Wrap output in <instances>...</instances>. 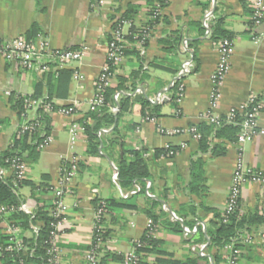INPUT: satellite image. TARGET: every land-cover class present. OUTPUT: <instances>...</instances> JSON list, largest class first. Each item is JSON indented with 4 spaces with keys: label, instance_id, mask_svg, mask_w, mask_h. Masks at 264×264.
Returning <instances> with one entry per match:
<instances>
[{
    "label": "crops",
    "instance_id": "obj_1",
    "mask_svg": "<svg viewBox=\"0 0 264 264\" xmlns=\"http://www.w3.org/2000/svg\"><path fill=\"white\" fill-rule=\"evenodd\" d=\"M253 1L167 0L162 10L163 19L152 30L145 56L140 60L129 55L117 69L113 87L118 85L119 77L129 78L142 64L147 74V79L135 81L134 91L122 90L123 94L138 99L140 96L134 93L140 89L142 97L151 103L159 94L163 97V102L157 104L161 107L156 121L146 120L139 105L121 120L120 130L125 136L126 147L146 151L144 157L150 172L148 180L135 184L140 191L125 198L124 194L135 185L122 188L114 179L118 169L108 152L89 155L84 132L78 131L73 143L71 130L74 125L83 128L79 121L90 111L89 101L96 95V83L107 62L114 21L128 17L125 32L130 33L132 27L139 30L150 21V13L158 0H105L100 7L93 6L92 0H41L39 3L37 0H0V41L27 38L32 26L37 24L40 32L33 40L38 37L47 40L51 51L77 50L83 54L81 61L64 69L52 59H43L44 65H48L47 71L41 69L43 65L36 64L28 70L17 59L8 61L0 57V155L10 150L16 132L23 125L37 120L42 107L27 106V112L21 115L16 103L19 97L33 100L40 83H43L42 97L37 100L48 96L50 85L56 104L74 108L72 115L45 110L51 119L52 141L43 150L23 154L29 173L27 183L18 188L23 203L33 213L42 208L50 213L53 202L50 188L59 184L64 162L71 156L79 158V170L65 200L69 210L59 243L60 264H90L87 255L94 241L96 213L98 204L104 201L110 208L101 223L106 237L97 264H125L123 257L147 233L149 198L160 203L154 210L159 217L154 240L160 245L156 249L171 254L178 261L193 259L197 264H214L216 250H207L205 258H200L193 248L202 244L192 242L198 235L186 236L183 224V232H174L169 224L184 223L181 215L188 213L185 207L193 202L198 209L193 228L200 226L206 236L207 227L215 219L212 212L200 205L203 203L221 214L227 208L239 153L237 142L215 139L214 144L222 145L225 154L214 157L211 152L199 153V139L187 131L207 122L204 116L208 112L224 117L232 108L257 98L262 106L257 118V133L244 145L243 155L247 167L264 172V38L256 41L252 37ZM207 10L213 11V19L209 33L206 30L201 35L193 24L204 26ZM218 21L221 29L231 36L234 52L230 71L219 90L217 106L212 108L214 86L211 79L220 62V47L212 38V27ZM179 32L182 41L178 50L170 53L163 41ZM256 32L264 34V23ZM156 59H166L172 70L150 69V63ZM187 61L193 63L192 71L180 78L179 73ZM59 70L69 71L72 76L64 75L56 88L46 77L48 73L56 76ZM75 71L80 72L81 80H75ZM177 79H182L184 91L176 107L171 102L169 89ZM133 82L129 80L127 85L131 88ZM104 130L101 135L110 133ZM179 130L186 133H174ZM169 147L180 151L173 158L155 156L156 150ZM199 158L205 163L203 173L208 193L204 199L187 191L191 162ZM7 179L13 176L8 174ZM239 209L244 216L264 214V183L248 181L243 185ZM30 234L27 232L26 236ZM229 250L230 246L223 253ZM241 252L238 264H264V226L253 227L242 237ZM167 258L153 253L147 254L143 262L157 264V259Z\"/></svg>",
    "mask_w": 264,
    "mask_h": 264
},
{
    "label": "trees",
    "instance_id": "obj_2",
    "mask_svg": "<svg viewBox=\"0 0 264 264\" xmlns=\"http://www.w3.org/2000/svg\"><path fill=\"white\" fill-rule=\"evenodd\" d=\"M41 0H37L39 3ZM158 5L153 6V9L150 13V21L145 24L144 27L137 30V28L132 27L130 35L127 39L130 43L135 42V37L142 36V29L146 28L148 33L152 34L153 28L159 24L163 19L162 10L165 8V0H158ZM128 17L121 18V20H129ZM220 22L218 21L213 27V39L219 44L224 39H230L231 36L223 31L220 27ZM116 23L113 24L112 29L116 28ZM194 27L197 28L199 34H205L206 29L200 23H194ZM40 32V29L37 24H34L31 30L27 34V41H35V37ZM112 38V37H111ZM150 40V39H149ZM146 43V46L149 43ZM112 39H110V42ZM182 41V34L179 32L175 34L174 37L163 41V44L168 46V51L170 53L178 50L179 44ZM134 55L142 60L140 52L135 47L128 46L125 49V56ZM47 67L45 71H47ZM161 69V70H172L171 65L168 64V61L165 59H156L154 62L150 63V69ZM143 64L140 68L133 72L129 78H118V85L116 87H109L106 89L105 96V105L90 110L89 113L79 121L80 125L84 129V134L88 142V154L91 156H98L102 152H108V155L115 161L118 169V184L122 188H132L135 184L143 183V181L148 180L150 177V172L148 165L146 163L144 154L145 150H134L128 149L125 145V136L122 135L120 126L121 120L124 114L129 113L132 109L139 105L141 107V114L144 118H154L159 114L161 105L153 104L144 97L134 98L127 94H123L122 90H131L136 89V80L143 81L147 79V74L144 71ZM176 72V71H175ZM55 76L52 73H46V79L52 82V84L58 88L59 82L64 75L68 77L72 76V73L66 70L57 71ZM129 80L134 82L128 86ZM182 85V79L175 80L174 86H172L169 91L172 93L171 102L177 107V99L179 95V88ZM51 86L49 85L48 100L49 102L54 103V97L52 91L50 90ZM43 83H40L36 87V94L33 97L34 99H39L42 97ZM120 93V99L118 102L114 100V96ZM27 98L19 97L16 103V108L19 110L21 115H24L27 112ZM112 106L119 107V113L114 114L111 112L110 108ZM70 107V106H64ZM52 110H58V107L53 105ZM244 120L243 115H237L232 122H228L226 116L221 117L220 121L216 123L204 122L197 126L198 132L200 133L199 138V153H208L211 152L214 157L222 156L225 154V148L220 144H214L215 139H220L227 141L229 143H236L241 133V124ZM37 121L41 123V129L35 133H25L24 135H19L18 131L16 132L12 147L7 152L0 155V168L8 167V160L14 157H20L25 162L23 156L24 153L29 152L35 153L39 150L40 144L44 139L51 134V119L48 114L45 113V109H40L38 111ZM30 123V122H29ZM103 129H111L109 134L101 135ZM121 150V152H119ZM180 151L179 148L170 147L168 149H160L155 151V156L158 158H173ZM205 163L199 158L191 162V179L187 186V191L190 195L196 196L200 199H204L208 193V189L205 184V178L203 173V168ZM46 177V176H44ZM27 183V180L19 183V187L24 186ZM18 187V188H19ZM18 188L15 187L13 179H1L0 178V207L2 206H15L18 207L23 203L22 197L18 194ZM241 201V200H240ZM101 203V202H100ZM99 203V204H100ZM105 209L109 210L110 205L106 201ZM98 204V205H99ZM101 205V204H100ZM160 203L154 199L149 198L147 215L150 220L155 225L159 217L155 213V208L159 206ZM202 209L212 212L214 214V222L207 227L206 236L202 231L201 227H197L196 235L198 239L192 241L193 243L206 244L207 250H216V254L213 257L214 264H228L229 259L235 255L236 251H241V242L242 237L246 233H250L253 227L264 226V214L254 213L250 216H244L240 213V204L238 209L229 216L227 222H224V213L221 214L217 210L207 207L202 203L200 205ZM188 213L182 214L184 223L173 222L170 225L174 232H183V226L193 228L195 227L196 221L194 218L197 215V207L193 202L189 203L185 207ZM187 218H191L190 221H187ZM52 222V217L50 213L45 211L43 208L38 209L33 216L25 214L23 212H15L8 215L0 217V263L1 264H44L46 260V242L50 239V224ZM102 223V220H101ZM32 224H38L39 233L36 234L31 230ZM5 225V226H4ZM156 226V225H155ZM12 229L18 230V233H15ZM11 230V231H10ZM30 232L29 236H26V233ZM102 238L103 242L106 237V232L102 229ZM155 233V232H154ZM17 241H22L24 247L21 250L17 248ZM96 242L94 238L93 244ZM142 244V247L137 250L139 257L138 264H145L143 262L144 257L147 254L156 253L157 256H166L167 259H157V264H197V260H187V261H178L173 259L171 254H167L159 251L158 245L159 241L154 240V234L148 232L146 235L139 240ZM138 241L134 243L137 245ZM103 244V243H102ZM232 245L229 252L226 254L223 253V250L228 246ZM8 247H12V251H7ZM92 248V247H91ZM102 246L100 248V253ZM229 253V254H228ZM242 253V252H241ZM100 257V255H99ZM241 255L239 256L240 259ZM205 258V257H200ZM99 259V258H98ZM238 259V261H239ZM125 263L126 259L123 257ZM238 261L236 264H238Z\"/></svg>",
    "mask_w": 264,
    "mask_h": 264
},
{
    "label": "built area",
    "instance_id": "obj_3",
    "mask_svg": "<svg viewBox=\"0 0 264 264\" xmlns=\"http://www.w3.org/2000/svg\"><path fill=\"white\" fill-rule=\"evenodd\" d=\"M167 0H165L166 2ZM105 4V0H92L93 6H103ZM157 7L160 8V5L157 4ZM253 14H252V37L256 41H260L264 38V34L260 32H256V29H259L264 23V0H254L253 1ZM213 19V11L207 10L204 15V27L206 30L210 31V22ZM116 23V28L112 29V41L109 43L108 49V57L105 66L103 67L97 83H96V95L93 99L89 101L90 110H94L96 108H100L105 105V96L104 93L106 89L113 86V80L115 79L116 71L120 67V65L124 62L125 49L130 47H135L141 54V56H145L146 54V43L150 39V34L146 28L142 29V36L135 37V42L130 43L127 37L130 33H126L124 28L128 24L127 21L117 19L113 24ZM187 46V42H185ZM220 47V62L215 73L212 76V83L214 86V92L212 96V108H216L217 100L219 97V90L223 85V82L230 71L231 66V57L234 52V42L230 39H224L219 44ZM82 52L77 50H60V51H51L49 49V43L47 40L38 37L35 41H27L26 38H21L15 40L13 42L0 41V57L11 61L17 59L21 66L25 69H33L36 64L43 65L41 69L45 71L46 66L43 63V59H52L58 65L59 68L64 69L68 65L72 63L79 62L82 59ZM46 61V60H45ZM193 68V63L191 61H187L183 64L182 69L179 73V77L182 78L189 73H191ZM75 80H81L83 77L80 75V72H74ZM175 81L172 83L174 86ZM184 87L181 85L179 88V95L177 102L180 103L183 95ZM142 91L140 89L136 90L134 96L142 97ZM120 99V93L114 96V100L118 102ZM48 98L40 99V100H27V104L29 107H42L45 110H52L53 105L58 107V110L66 115H72L74 113V108L72 107H64L55 102L47 101ZM163 102V97L159 94L155 99L152 100L154 104H161ZM262 109V106L258 102L257 98H251L248 102L232 108L230 112L226 115L227 121L232 122L237 115H243L244 120L241 124V133L239 134V138L237 141L239 153L236 163V168L233 175L231 192L228 199L227 208L224 211V222H227L229 216L233 214L239 207L241 200V192L242 187L246 182H255V183H264V172L254 170L251 167H247L244 161V145L250 141H252L257 133V118ZM111 112L114 114L119 113V107L112 106L110 108ZM204 118L211 123H216L220 121L221 117H216L212 114V112H208ZM148 121H156V118H146ZM41 129V123L37 120L32 121L30 123H26L19 130L18 134L24 135L25 133H35ZM78 131H83V128H80L78 125H74L71 133L73 137V143L77 137ZM110 130L106 129L103 132H109ZM189 133L193 135L195 139L200 138V133L196 128H190L187 130ZM174 133L182 134L186 133L184 130L174 131ZM52 138L50 136L46 137L44 141L40 144L39 148L41 150L45 149ZM184 147V146H183ZM170 148V147H169ZM7 168H0V178L7 179L8 174L13 176V183L15 187H19V183L27 180L29 167L27 162H25L20 157H14L7 161ZM80 160L77 156H71L68 158L62 167V177L57 186L51 187L50 191L53 193V202L52 208L50 210V216L52 217V222L50 224V239L46 242V260L44 264H60L61 255L59 243L61 239L62 232L64 231L67 225V214H68V205L66 204V197L71 192V188L74 182V179L79 170ZM118 175L114 176V179H117ZM140 191V187L135 185L133 190L124 194L125 198H129L130 196L135 195ZM96 192V191H95ZM101 204V205H100ZM98 206L96 218H95V233L94 238H96V242L92 245L91 250L87 255V261L90 264H97L98 258L100 255V248L103 245L102 238V227L101 220L103 219L106 209L105 203L101 202ZM23 212L25 214L33 216L34 213L30 210L27 204L22 203L20 206H2L0 207V217L4 215H8L11 213ZM175 218V217H174ZM178 220V219H177ZM39 225L32 224L31 230L36 234L39 233ZM15 233H18V230L12 229ZM156 230V226L150 220L148 223V232L154 234ZM11 231V230H10ZM197 232V229L185 227L184 234L186 236L192 235ZM17 249H23L24 245L22 241H17ZM142 247V244L138 241L137 245H134L133 250L125 257V264H138L139 257L137 254V250ZM232 248V245H230ZM193 250L198 251L201 257L206 256V245L202 244L198 247H194ZM7 251H12V247H8ZM241 255V251H236L235 255L232 256L228 264H236L239 256ZM1 264V263H0Z\"/></svg>",
    "mask_w": 264,
    "mask_h": 264
}]
</instances>
